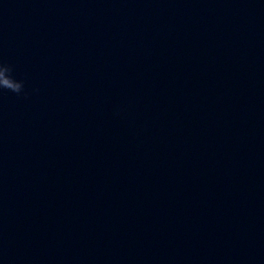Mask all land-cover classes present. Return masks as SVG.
<instances>
[{
	"label": "water",
	"instance_id": "obj_1",
	"mask_svg": "<svg viewBox=\"0 0 264 264\" xmlns=\"http://www.w3.org/2000/svg\"><path fill=\"white\" fill-rule=\"evenodd\" d=\"M0 264H264V0H0Z\"/></svg>",
	"mask_w": 264,
	"mask_h": 264
},
{
	"label": "clouds",
	"instance_id": "obj_2",
	"mask_svg": "<svg viewBox=\"0 0 264 264\" xmlns=\"http://www.w3.org/2000/svg\"><path fill=\"white\" fill-rule=\"evenodd\" d=\"M11 73L12 66L0 61V89H8L19 94L23 88V81L15 79Z\"/></svg>",
	"mask_w": 264,
	"mask_h": 264
}]
</instances>
